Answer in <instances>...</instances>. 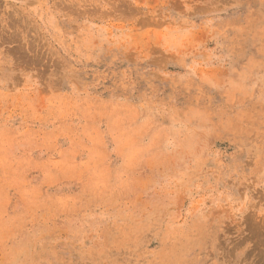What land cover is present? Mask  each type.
<instances>
[{"label":"rangeland","instance_id":"rangeland-1","mask_svg":"<svg viewBox=\"0 0 264 264\" xmlns=\"http://www.w3.org/2000/svg\"><path fill=\"white\" fill-rule=\"evenodd\" d=\"M0 264H264V0H0Z\"/></svg>","mask_w":264,"mask_h":264}]
</instances>
